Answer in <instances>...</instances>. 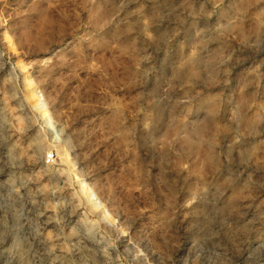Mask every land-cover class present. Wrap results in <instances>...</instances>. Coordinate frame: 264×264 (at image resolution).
Masks as SVG:
<instances>
[{"label":"rangeland","instance_id":"rangeland-1","mask_svg":"<svg viewBox=\"0 0 264 264\" xmlns=\"http://www.w3.org/2000/svg\"><path fill=\"white\" fill-rule=\"evenodd\" d=\"M22 240L264 264V0H0V264Z\"/></svg>","mask_w":264,"mask_h":264},{"label":"bare ground","instance_id":"bare-ground-1","mask_svg":"<svg viewBox=\"0 0 264 264\" xmlns=\"http://www.w3.org/2000/svg\"><path fill=\"white\" fill-rule=\"evenodd\" d=\"M215 197V196H214ZM214 197H213V199H214ZM220 198V197H219ZM213 199H212V201H213ZM216 200V199H215ZM219 200V199H218ZM217 202V201H216ZM215 202V203H216ZM63 211H65V210H63ZM43 213H45V211L43 212ZM44 215V214H43ZM64 215L65 214H62V217H64ZM63 219V218H62ZM257 219V218H256ZM46 223L47 224H49V223H51L49 220H46ZM24 239V238H23ZM12 244V243H11ZM14 245V244H13ZM15 246V245H14ZM13 246V247H14ZM31 246H33V245H31ZM38 247V246H37ZM30 245H27L25 242H23V240H22V242H19V244L17 245V247L15 248V250L18 252L17 254V258H18V261L20 262H22L23 260H24V256H25V258H26V256H29V254H30ZM34 249V250H33ZM33 249H32V256H33V260L34 259H36L38 256L36 255V252H38L37 251V248L35 247V246H33ZM80 251V247H76L75 245H73L72 247H71V253L72 254H76V253H78ZM38 255H39V261L41 262V261H43V259H44V257L42 256L41 258H40V254L38 253ZM90 256V255H89ZM92 256H93V254H92ZM92 256H91V258H92ZM91 258H90V260H91ZM37 259V260H38ZM50 259V262H49V264H55L54 262L55 261H57V259H54V258H48V260ZM92 259H94L95 260V258L93 257ZM25 261V260H24ZM28 261V260H27ZM92 261V263H94L93 262V260H91ZM60 262L61 261H59L58 262V264H60ZM24 263H26L27 264V262L25 261ZM91 263V264H92Z\"/></svg>","mask_w":264,"mask_h":264}]
</instances>
